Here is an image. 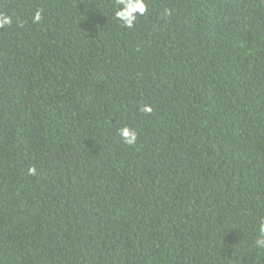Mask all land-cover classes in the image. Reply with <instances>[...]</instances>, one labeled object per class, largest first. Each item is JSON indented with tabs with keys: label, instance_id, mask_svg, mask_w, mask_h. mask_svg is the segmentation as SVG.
Listing matches in <instances>:
<instances>
[{
	"label": "trees",
	"instance_id": "16d2710c",
	"mask_svg": "<svg viewBox=\"0 0 264 264\" xmlns=\"http://www.w3.org/2000/svg\"><path fill=\"white\" fill-rule=\"evenodd\" d=\"M146 3L0 0V264H264L262 0Z\"/></svg>",
	"mask_w": 264,
	"mask_h": 264
},
{
	"label": "clouds",
	"instance_id": "9594fccd",
	"mask_svg": "<svg viewBox=\"0 0 264 264\" xmlns=\"http://www.w3.org/2000/svg\"><path fill=\"white\" fill-rule=\"evenodd\" d=\"M147 11L146 0H118V5L114 13V18L121 22L123 26L132 28L134 22L137 20L138 15H143ZM42 10L37 9L33 16V22L39 23L42 19ZM12 23V17L6 14L0 13V27ZM145 112H150V107L144 108ZM119 135L125 144H134L137 140L136 131L129 127L123 126L118 129ZM35 168H30L29 172L35 173ZM256 243L260 247H264V221L258 224V235Z\"/></svg>",
	"mask_w": 264,
	"mask_h": 264
},
{
	"label": "water",
	"instance_id": "95a60500",
	"mask_svg": "<svg viewBox=\"0 0 264 264\" xmlns=\"http://www.w3.org/2000/svg\"><path fill=\"white\" fill-rule=\"evenodd\" d=\"M263 8H264V0H262Z\"/></svg>",
	"mask_w": 264,
	"mask_h": 264
}]
</instances>
